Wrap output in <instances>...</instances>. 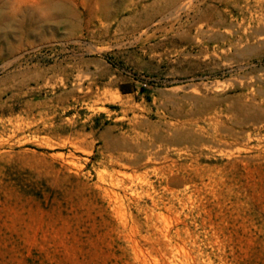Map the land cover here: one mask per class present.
Instances as JSON below:
<instances>
[{
  "label": "rangeland",
  "instance_id": "obj_1",
  "mask_svg": "<svg viewBox=\"0 0 264 264\" xmlns=\"http://www.w3.org/2000/svg\"><path fill=\"white\" fill-rule=\"evenodd\" d=\"M257 1L0 0V264H264Z\"/></svg>",
  "mask_w": 264,
  "mask_h": 264
},
{
  "label": "crops",
  "instance_id": "obj_2",
  "mask_svg": "<svg viewBox=\"0 0 264 264\" xmlns=\"http://www.w3.org/2000/svg\"><path fill=\"white\" fill-rule=\"evenodd\" d=\"M158 52H160L158 46H156V45H150V46H149V48H148V53H147V54H148V58H149L151 64H147V67H152V66H154L152 60H155L156 57H152L151 55L154 54V53H158ZM149 69H151L152 71H154L153 69L157 70V66H155V68H149ZM147 71H148V69H147ZM155 72L157 73V71H155ZM150 73H151V72H150ZM153 89H154V88H153L152 86H150V85L147 84V93L150 92V91L153 90ZM121 91H123L124 93L131 92V90L128 89V88H127V89H124V90H121ZM132 91H136V90H133V89H132Z\"/></svg>",
  "mask_w": 264,
  "mask_h": 264
},
{
  "label": "bare ground",
  "instance_id": "obj_3",
  "mask_svg": "<svg viewBox=\"0 0 264 264\" xmlns=\"http://www.w3.org/2000/svg\"><path fill=\"white\" fill-rule=\"evenodd\" d=\"M264 5V0H258L257 1V6H256V10H255V12L256 11H258L259 9H261L262 8V6ZM252 8V7H251ZM250 7L248 8V10H249V13L252 11V9H251ZM242 13V12H241ZM252 13V12H251ZM263 14V13H262ZM262 16V15H261Z\"/></svg>",
  "mask_w": 264,
  "mask_h": 264
}]
</instances>
